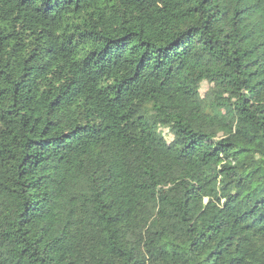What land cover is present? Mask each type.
<instances>
[{
    "label": "trees",
    "instance_id": "obj_1",
    "mask_svg": "<svg viewBox=\"0 0 264 264\" xmlns=\"http://www.w3.org/2000/svg\"><path fill=\"white\" fill-rule=\"evenodd\" d=\"M0 264H264V0H0Z\"/></svg>",
    "mask_w": 264,
    "mask_h": 264
},
{
    "label": "rangeland",
    "instance_id": "obj_2",
    "mask_svg": "<svg viewBox=\"0 0 264 264\" xmlns=\"http://www.w3.org/2000/svg\"><path fill=\"white\" fill-rule=\"evenodd\" d=\"M206 88V85H205V83L203 84V87H201V91H204V89ZM228 117V116H227ZM224 123L226 124V125H231L232 123H233V120L230 118V117H228V118H225L224 119ZM167 135V134H166ZM167 138H168V136H166ZM214 163H210V164H205V165H202L201 166V169L202 170H207V172H206V177H210V175H211V170L209 169V166H211V165H213Z\"/></svg>",
    "mask_w": 264,
    "mask_h": 264
}]
</instances>
